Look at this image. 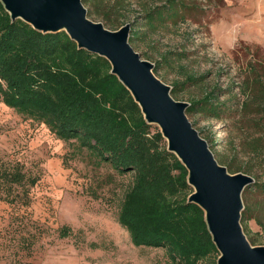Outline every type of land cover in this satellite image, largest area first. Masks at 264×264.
I'll list each match as a JSON object with an SVG mask.
<instances>
[{
	"label": "rangeland",
	"instance_id": "obj_1",
	"mask_svg": "<svg viewBox=\"0 0 264 264\" xmlns=\"http://www.w3.org/2000/svg\"><path fill=\"white\" fill-rule=\"evenodd\" d=\"M81 1L87 16L106 28L129 23L130 34L138 32L131 46L175 90L171 95L188 103L186 116L216 160L230 173L254 178L242 192L248 213L241 225L252 245H264V112L253 113L258 102L239 111L248 68H264V0ZM151 9L161 14L150 26ZM260 68L256 73L264 74ZM205 96L209 101L188 111ZM14 161L38 180L29 187L28 205L21 195L10 203L0 191V264H171L165 248L133 245L118 222L132 172L96 164L86 150L0 97V165Z\"/></svg>",
	"mask_w": 264,
	"mask_h": 264
},
{
	"label": "trees",
	"instance_id": "obj_2",
	"mask_svg": "<svg viewBox=\"0 0 264 264\" xmlns=\"http://www.w3.org/2000/svg\"><path fill=\"white\" fill-rule=\"evenodd\" d=\"M154 9L145 16L150 26L161 14ZM135 37L138 32L132 30L130 44ZM259 68L251 64L252 76L241 84L247 90L241 113H248L251 102H258L253 113L264 112V74L256 73ZM110 69L104 57L77 48L64 31L42 33L20 19L11 20L0 2L1 101L44 123L58 139L86 150L96 164L107 163L119 174L132 172L117 219L133 245L163 247L171 264H216L218 252L204 213L187 202L192 189L185 167ZM208 98L192 102L188 111ZM37 180L18 161L0 165V191L10 203L21 195L28 205L29 187ZM260 186L264 190V182ZM247 213L245 208L241 222ZM60 231L69 234L67 226Z\"/></svg>",
	"mask_w": 264,
	"mask_h": 264
},
{
	"label": "water",
	"instance_id": "obj_3",
	"mask_svg": "<svg viewBox=\"0 0 264 264\" xmlns=\"http://www.w3.org/2000/svg\"><path fill=\"white\" fill-rule=\"evenodd\" d=\"M11 20L20 19L42 33L64 31L77 48L104 57L137 103L143 118L154 124L187 171L192 192L187 202L199 206L215 245L216 264H264V245H252L241 225L242 192L254 182L246 173H230L194 128L187 102L171 95V88L153 73L129 42L131 26L110 30L87 16L81 0H0Z\"/></svg>",
	"mask_w": 264,
	"mask_h": 264
}]
</instances>
